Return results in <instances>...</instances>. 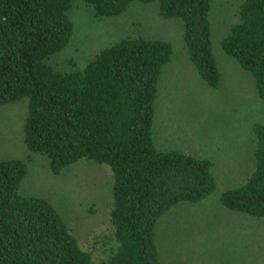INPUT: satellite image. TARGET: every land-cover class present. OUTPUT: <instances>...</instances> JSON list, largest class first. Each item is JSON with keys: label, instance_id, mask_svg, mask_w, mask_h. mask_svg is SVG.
Listing matches in <instances>:
<instances>
[{"label": "trees", "instance_id": "trees-1", "mask_svg": "<svg viewBox=\"0 0 264 264\" xmlns=\"http://www.w3.org/2000/svg\"><path fill=\"white\" fill-rule=\"evenodd\" d=\"M100 18L135 1L157 2L164 18L184 25L188 56L213 87L221 82L214 54L212 0H84ZM74 0H0V105L28 99L24 141L48 157L55 175L81 160L108 165L114 176V228L99 264H162L157 224L180 203L198 204L217 189L213 161L157 147L153 134L160 76L173 42L129 35L102 48L78 71L48 60L71 41ZM221 46L255 79L264 101V0H241L239 20ZM255 168L221 194L229 211L264 218V123L255 121ZM29 168L0 160V264H96L47 199L21 193Z\"/></svg>", "mask_w": 264, "mask_h": 264}, {"label": "rangeland", "instance_id": "rangeland-1", "mask_svg": "<svg viewBox=\"0 0 264 264\" xmlns=\"http://www.w3.org/2000/svg\"><path fill=\"white\" fill-rule=\"evenodd\" d=\"M241 0H212L214 54L221 82L213 87L188 56L184 25L164 18L157 2L135 1L118 16L100 18L84 0L69 12L75 31L70 43L48 63L57 70H82L104 47L129 35L173 42L175 63L165 67L153 127L162 150H178L213 161L216 191L198 204L180 203L157 224L162 264H264V218L227 210L225 190L243 184L255 168L252 124L264 123V101L252 73L221 46L239 20ZM190 61L195 71L188 67ZM28 99L0 105V160L22 159L29 172L21 193L47 199L96 264L105 260L114 228V176L106 164L81 160L61 174L51 172L47 156L30 151L24 141Z\"/></svg>", "mask_w": 264, "mask_h": 264}, {"label": "crops", "instance_id": "crops-1", "mask_svg": "<svg viewBox=\"0 0 264 264\" xmlns=\"http://www.w3.org/2000/svg\"><path fill=\"white\" fill-rule=\"evenodd\" d=\"M174 55H175V46H174V54H173L172 59H171L170 62H168V63L163 67V69H162V73H161V76H160V84H161L162 74H163V71H164L165 67H167L169 64H172V63H175V62H176ZM186 65H187L188 67H190L192 70L195 71L193 65L191 64V62H190L189 60L187 61V64H186ZM195 72H197V71H195ZM198 73H199V72H198ZM159 98H160V95H158L157 103H158V101H159ZM156 106H157V104H156ZM155 117H156V116H155Z\"/></svg>", "mask_w": 264, "mask_h": 264}]
</instances>
